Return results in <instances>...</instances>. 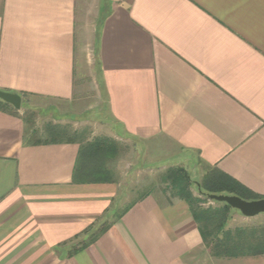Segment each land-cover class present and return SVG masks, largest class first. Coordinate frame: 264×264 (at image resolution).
I'll list each match as a JSON object with an SVG mask.
<instances>
[{
  "label": "crops",
  "instance_id": "1",
  "mask_svg": "<svg viewBox=\"0 0 264 264\" xmlns=\"http://www.w3.org/2000/svg\"><path fill=\"white\" fill-rule=\"evenodd\" d=\"M97 1L0 0V90L73 105ZM98 4L99 109L118 140L111 181H74L98 130L30 142L23 119L0 110V264H264V254H206L189 203L165 181L199 165L202 179L215 172L264 198V0ZM125 150L133 174L118 172ZM99 223L107 231L76 250Z\"/></svg>",
  "mask_w": 264,
  "mask_h": 264
},
{
  "label": "rangeland",
  "instance_id": "2",
  "mask_svg": "<svg viewBox=\"0 0 264 264\" xmlns=\"http://www.w3.org/2000/svg\"><path fill=\"white\" fill-rule=\"evenodd\" d=\"M98 1L94 6L88 7L87 10H85L83 23L84 25L82 30L83 36H81L82 39L78 36L79 49L75 83L76 96L73 105H61L54 103L57 107L55 109L53 107L54 105L52 106V104H50L49 102H39V100L37 99H31L29 101L25 100V108L21 107L20 109L22 118L30 119V129L26 131L28 132V134H30V136L33 137V141L50 142L53 138H55L49 135L50 130L48 131L47 129L50 126H58L61 127L60 129L65 130V134L61 135L62 138L60 140H66L67 136L69 135L74 136L73 132L76 130H85L87 128L91 133L94 132V130H98L97 136H104L106 138L108 137L110 140H114V142L118 141L117 134H112L111 128L108 127L109 124H106L107 122L105 121V119H108V115L106 114L105 109L101 110L102 108H105L106 101L105 93L103 91L101 83V75H99L100 72L96 62L97 54L95 48H97L98 40L96 34L99 32V29L101 27L98 15V9H100ZM87 109L89 110L86 111ZM63 127H65L66 129ZM122 153H124L125 156L121 158L123 159V161H121V164H119L120 168L118 172L128 171L130 174H133V166H131L133 153H131L130 150H125ZM185 166L189 172H187L188 176H190L191 181L194 183L190 185L188 190L192 192L195 198H199V206L204 210L219 209L222 206L219 205L220 203L213 202L212 200L205 197H200V194L195 189V183L202 180L201 175L204 174L207 170H202V166L199 165L190 167L185 164L184 167ZM126 188L133 192L139 189V187L136 186L135 183H128L126 185ZM235 212H238L240 214L239 211L233 209L229 213L230 220L228 221L225 229L231 231V233L233 234V238H238V230H244L246 234L250 233V238L262 237L264 239V215L248 219L240 217L239 215H235ZM98 225L100 226L101 223H99ZM89 238L90 236L87 237V240H89ZM218 239H223V235L219 234ZM81 240L78 241L79 243L77 242L78 244L76 246L82 243ZM215 243V241L206 243V254H209L211 258L217 257L213 254L215 252ZM222 256L228 257L227 255H221L219 257Z\"/></svg>",
  "mask_w": 264,
  "mask_h": 264
},
{
  "label": "trees",
  "instance_id": "3",
  "mask_svg": "<svg viewBox=\"0 0 264 264\" xmlns=\"http://www.w3.org/2000/svg\"><path fill=\"white\" fill-rule=\"evenodd\" d=\"M25 97V96H23ZM25 102L23 101L22 108H25ZM0 110L6 113L12 114L16 117L22 118L20 110H16L12 105L0 100ZM27 129H30L29 123L30 119L22 118ZM58 126L48 127L49 135L53 138L51 141H58L65 134V130L60 129ZM57 130V131H53ZM74 136H67V141ZM63 140V139H62ZM30 142L33 141L31 136ZM50 141V142H51ZM81 146L79 159L77 162V167L75 171V182L77 183H107L110 182L111 172L106 167L107 161L112 157L116 151V143L114 140L109 138H95ZM39 142L40 141H36ZM35 142V143H36ZM43 143V142H42ZM165 181L168 182L174 190L180 193V197L189 203L192 216H194L196 222L198 223L200 233L205 241V243H210L215 241V252L214 255L221 256L227 255L228 257H237L243 255H255L264 254V239L261 237L250 238V233L244 230H238V238H233L231 231L225 230L230 220V212L233 210L229 205L225 203H220L222 205L216 210H204L199 204V198H195L188 190L191 184L190 176L186 173V170L181 167L169 169L167 175L165 176ZM196 190L200 194V197L208 198V195H230L238 196L243 200L253 201L264 199L254 195L251 192L244 190L239 187L236 182L232 180H225L220 177V175L215 172H210L204 175L200 182H196ZM209 199V198H208ZM218 203V202H216ZM108 226L106 224L100 225L98 230L93 232L91 240L82 242L76 250H81L85 248L89 242L96 241L102 234L107 231ZM86 231L85 233H87ZM222 234L223 239H218V235ZM244 234V235H243ZM211 240V241H210ZM91 242V243H92Z\"/></svg>",
  "mask_w": 264,
  "mask_h": 264
},
{
  "label": "water",
  "instance_id": "4",
  "mask_svg": "<svg viewBox=\"0 0 264 264\" xmlns=\"http://www.w3.org/2000/svg\"><path fill=\"white\" fill-rule=\"evenodd\" d=\"M0 100L12 105L16 110H20L22 107V97L18 94L3 92L0 90ZM208 198L213 202L225 203L232 209L237 210L243 216L247 218H254L261 214H264V199L247 201L238 196L230 195H208Z\"/></svg>",
  "mask_w": 264,
  "mask_h": 264
}]
</instances>
